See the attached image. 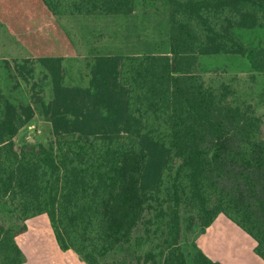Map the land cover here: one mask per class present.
<instances>
[{
  "label": "trees",
  "instance_id": "trees-1",
  "mask_svg": "<svg viewBox=\"0 0 264 264\" xmlns=\"http://www.w3.org/2000/svg\"><path fill=\"white\" fill-rule=\"evenodd\" d=\"M167 7L168 54L96 56L80 88L63 84L74 49L56 19L127 16L134 0H0V20L52 92L15 105L0 82V264L26 262L16 238L39 215L84 264H221L193 238L219 216L264 262V48L240 37L264 28V0ZM212 55L246 58L248 91L235 77L206 80L199 60ZM35 108L45 138L29 130L16 141Z\"/></svg>",
  "mask_w": 264,
  "mask_h": 264
},
{
  "label": "rangeland",
  "instance_id": "rangeland-1",
  "mask_svg": "<svg viewBox=\"0 0 264 264\" xmlns=\"http://www.w3.org/2000/svg\"><path fill=\"white\" fill-rule=\"evenodd\" d=\"M73 45L74 52L63 59V84L85 88L90 79L89 66L99 55H161L169 53L167 0H134V12L127 16H65L56 19ZM34 22V19H32ZM248 47L264 48V28L240 33ZM29 60L31 73L18 72V65ZM199 70L206 80L212 77H235L237 84L248 88L249 62L233 55L201 56ZM38 58L0 20V82L4 93L15 104H32L40 97H52L50 79L44 78ZM259 82L262 79L258 77ZM245 90V91H246ZM248 91V90H247ZM246 91V92H247ZM34 107V105L32 104ZM264 112V105H261ZM264 114V113H263ZM35 130L44 139L47 126L35 108L31 125L16 138ZM27 231L16 238L23 251L24 264H84L72 251L59 250L46 215L26 222ZM194 243L211 260L221 264H264L253 253L254 241L225 217L219 216L205 231L194 233Z\"/></svg>",
  "mask_w": 264,
  "mask_h": 264
},
{
  "label": "crops",
  "instance_id": "crops-1",
  "mask_svg": "<svg viewBox=\"0 0 264 264\" xmlns=\"http://www.w3.org/2000/svg\"><path fill=\"white\" fill-rule=\"evenodd\" d=\"M133 12H134V10H133ZM133 14V13H132ZM131 15V14H130ZM8 31V30H7ZM135 56H138V55H135ZM65 57H67V56H65ZM65 57H63V59L65 58ZM63 59H62V62H61V68H62V63H63ZM63 70V69H62ZM4 91V90H3ZM6 95V94H5Z\"/></svg>",
  "mask_w": 264,
  "mask_h": 264
}]
</instances>
